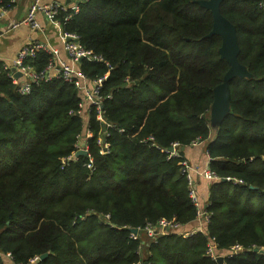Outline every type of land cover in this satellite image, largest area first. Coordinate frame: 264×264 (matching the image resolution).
Listing matches in <instances>:
<instances>
[{
	"label": "trees",
	"instance_id": "trees-1",
	"mask_svg": "<svg viewBox=\"0 0 264 264\" xmlns=\"http://www.w3.org/2000/svg\"><path fill=\"white\" fill-rule=\"evenodd\" d=\"M198 1L84 0L70 19L58 16L64 31L109 62L80 60L91 79L108 74L102 94L111 126L100 143L104 126L94 109L89 116L93 170L86 153L63 165L85 130L79 89L55 78L22 94L0 62V264L8 252L11 264L44 253L38 264H219L206 255L211 238L225 264H264V252L254 251L264 248V0L221 4L250 75L230 81V108L216 128L214 90L230 65L221 36H207L213 14ZM50 58L41 50L29 63L42 69ZM194 142L205 145L219 177L204 203L206 232L177 230L150 243L131 237V227L162 218L195 228L185 150H166ZM235 244L243 249L230 256Z\"/></svg>",
	"mask_w": 264,
	"mask_h": 264
},
{
	"label": "built area",
	"instance_id": "built-area-1",
	"mask_svg": "<svg viewBox=\"0 0 264 264\" xmlns=\"http://www.w3.org/2000/svg\"><path fill=\"white\" fill-rule=\"evenodd\" d=\"M0 0V19L4 16L8 9L5 5L1 4ZM18 0H12V2L17 3ZM84 0H73L71 4H66L58 1H52L49 3H43L41 0H33L30 6L29 12L23 19L13 22L12 28L18 27L22 24H29L35 28H41L40 22L37 20L36 15L38 12L43 13L45 16L55 19L59 24L60 19L58 16L62 12H66L65 19H70L74 14L78 13L80 10V3ZM65 49L70 55V60L58 59V51L53 49L48 43L41 42L38 40H30L24 45L17 53L11 65L2 63L5 69H8V76L12 79L13 83L18 85V91L22 94H27L31 91L32 85L34 83L38 84L42 81H49L55 78H62L68 83L73 84L82 93V100L79 102L77 113H79L86 121H84L85 130L77 135V141L75 143L74 151L68 156L63 158V165L67 164L71 159L77 157V152L85 151L86 154L89 152V144L87 142L88 137L94 135L91 123L89 121V116L91 115L92 109L95 110L97 120L104 126L102 135H100L98 141L104 140L103 135L107 133V127L111 124L107 121L104 115V99L102 94L103 83L107 78L108 74L103 77H98L91 79L81 68L80 60L81 58L88 57L94 61L109 62L100 54L93 52L85 48L79 41V35L74 32L65 31ZM44 50L51 55V58L45 67L42 69H37L34 65L29 63V59L34 57L38 51ZM20 73V76L17 75ZM123 130V129H120ZM152 138V137H151ZM200 142H194L198 144ZM175 150L169 151L166 149L170 155L180 156L179 145L177 143L173 144ZM107 150V144L102 148V151ZM89 155V161H87V167L91 170L94 169V158ZM181 164L184 166L183 170L188 178V185L190 190V197L192 202L197 208V227L186 230L183 229L179 223L174 222L166 218L160 219L156 224L149 223L145 226L143 230L138 228L137 233H131V237L138 238L142 237L145 242L150 243L151 241H156L157 237L163 234H167L172 231H180L183 236H188L196 231L206 232V227L210 222L211 212L207 210L201 201L196 185V176L205 178L208 180L218 179V175L212 171L209 167L197 169L195 171L190 162L183 158ZM192 172V174H191ZM134 228V227H131ZM217 242L214 238H211L207 245L206 255L217 260L219 256L224 258V254H219L217 252ZM140 246V251H141ZM243 249L242 245L235 244L232 246V250L229 255L240 252ZM7 261L4 264H11L12 255L10 252L6 253ZM10 259V260H9ZM41 256L36 255L30 260V264H38ZM139 264H143L140 262ZM225 264V262H223Z\"/></svg>",
	"mask_w": 264,
	"mask_h": 264
},
{
	"label": "crops",
	"instance_id": "crops-1",
	"mask_svg": "<svg viewBox=\"0 0 264 264\" xmlns=\"http://www.w3.org/2000/svg\"><path fill=\"white\" fill-rule=\"evenodd\" d=\"M32 1L33 0H18L17 3H15L11 9H8L0 19V62L11 65L16 58L18 51L30 40L46 42L53 49L58 51V59L70 60V55L65 49V31L62 28V23L59 24L55 19L49 18L43 13L38 12L36 18L40 22L42 29L32 27L29 24H22L18 27L12 28L13 22L26 17ZM41 1L43 3L58 1L68 5L73 2V0ZM202 145L204 144L198 143L187 147L185 146L184 148L185 158L190 162V165L195 171H197V169L201 170L202 168H206L209 164L207 151L206 153H203L199 149ZM196 179L200 196L206 202L209 196L211 181L201 177H197ZM202 180H205L206 182L199 188ZM194 227H197V223Z\"/></svg>",
	"mask_w": 264,
	"mask_h": 264
},
{
	"label": "water",
	"instance_id": "water-1",
	"mask_svg": "<svg viewBox=\"0 0 264 264\" xmlns=\"http://www.w3.org/2000/svg\"><path fill=\"white\" fill-rule=\"evenodd\" d=\"M224 0H199L198 3L211 10L213 14V28L207 34L211 36L213 34H218L222 38V44L219 48L221 57L226 59L230 67L223 77V81L216 86L214 90V101L212 104L211 115L212 119L221 118L228 112L230 108L231 100V89L230 81L235 76H249L250 72L245 65L239 61L240 45L238 41L236 26L226 18L221 12V4ZM82 59V58H81ZM20 76V73H17ZM185 145H179V150H184ZM169 151H174L173 145L168 147ZM85 151L77 152V155L85 154ZM133 233L138 232V228H130ZM255 252H264L263 248H255ZM48 253L41 255V258H45ZM219 264H223L224 258L219 256L217 258Z\"/></svg>",
	"mask_w": 264,
	"mask_h": 264
},
{
	"label": "rangeland",
	"instance_id": "rangeland-1",
	"mask_svg": "<svg viewBox=\"0 0 264 264\" xmlns=\"http://www.w3.org/2000/svg\"><path fill=\"white\" fill-rule=\"evenodd\" d=\"M209 117H210L211 126H212L213 128L218 127V126H216V124L220 122L221 118H218V119H212L211 111H210V116H209ZM199 149H200L203 153H206V150H205L206 147H205L204 145L200 146ZM191 174H192V172H191ZM196 178H197V177H196ZM209 181H212V180L210 179ZM196 182H197V179H196ZM205 182H206L205 180H202L201 184L199 185V188H200L202 185H204ZM195 189L197 190L198 195H199L201 201H202L203 204H204L205 201H204V200L202 199V197L200 196V193H199V191H198V185H197V183H196V185H195Z\"/></svg>",
	"mask_w": 264,
	"mask_h": 264
}]
</instances>
